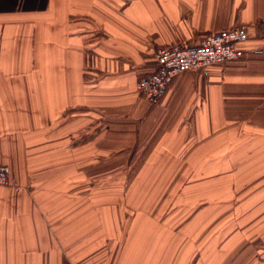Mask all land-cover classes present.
<instances>
[{"label": "crops", "instance_id": "1", "mask_svg": "<svg viewBox=\"0 0 264 264\" xmlns=\"http://www.w3.org/2000/svg\"><path fill=\"white\" fill-rule=\"evenodd\" d=\"M261 22L264 0H0V264H264ZM235 25L243 56L139 93L159 47Z\"/></svg>", "mask_w": 264, "mask_h": 264}, {"label": "built area", "instance_id": "2", "mask_svg": "<svg viewBox=\"0 0 264 264\" xmlns=\"http://www.w3.org/2000/svg\"><path fill=\"white\" fill-rule=\"evenodd\" d=\"M248 37L246 25H235L210 31L197 44L176 42L163 45L156 51L155 69L140 76L137 88L150 103L156 104L178 74L243 56L246 51L241 44ZM11 179L10 168L0 164V185L10 184Z\"/></svg>", "mask_w": 264, "mask_h": 264}, {"label": "rangeland", "instance_id": "3", "mask_svg": "<svg viewBox=\"0 0 264 264\" xmlns=\"http://www.w3.org/2000/svg\"><path fill=\"white\" fill-rule=\"evenodd\" d=\"M129 168H121V173H127L125 171H127ZM137 169V174H140V171H142L144 169V167H138ZM141 169V170H140ZM176 169L177 168H162V167H153V173L155 174H159V173H163V175H169V179L170 181L167 182H160V183H149L147 184V186H151L152 192L153 194H160V191H166L167 192V186L169 187V191L171 192V190H173L172 193L169 194H179L176 193V187H179L178 190H180V186L182 185L181 183L178 182H172L171 180V176L172 175H176ZM202 170V172H204V170L206 169V171L208 170V168H195L194 170L192 168H186V170H189V172L185 174L186 176V182H184V186L186 189L189 190V192H194V193H198V190L194 188L195 185H197L196 182H193L192 178L194 177L195 174H198V171ZM204 169V170H203ZM107 171L109 170H104V173H101V169L99 168V174H96V168H90V172H93V174H90V180H89V190L90 193H99V194H130V192H128V183L127 182H118L116 179L115 181H113V177H111L110 179H108L109 175L107 176ZM204 175V174H203ZM205 176V175H204ZM105 179V180H104ZM187 179H190V181H187ZM99 180V181H98ZM98 181V182H97ZM146 187L145 183H142L139 187V194H147L144 191V188ZM188 194V193H187ZM192 194V193H190Z\"/></svg>", "mask_w": 264, "mask_h": 264}, {"label": "trees", "instance_id": "4", "mask_svg": "<svg viewBox=\"0 0 264 264\" xmlns=\"http://www.w3.org/2000/svg\"><path fill=\"white\" fill-rule=\"evenodd\" d=\"M258 30H259V32L262 34V35H264V22H261L259 25H258ZM250 38V32H249V37H248V39ZM248 39L246 40V41H248ZM246 41H244V42H246ZM244 42L241 44V46L243 47V44H244ZM139 91V90H138ZM139 93H140V91H139ZM141 94V93H140ZM142 95V94H141Z\"/></svg>", "mask_w": 264, "mask_h": 264}]
</instances>
